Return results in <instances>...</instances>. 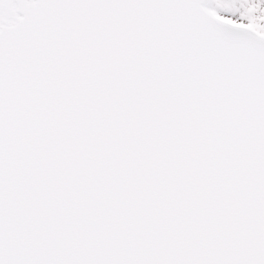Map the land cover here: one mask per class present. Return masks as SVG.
I'll list each match as a JSON object with an SVG mask.
<instances>
[{
  "label": "snow or ice",
  "instance_id": "6c2138e0",
  "mask_svg": "<svg viewBox=\"0 0 264 264\" xmlns=\"http://www.w3.org/2000/svg\"><path fill=\"white\" fill-rule=\"evenodd\" d=\"M0 264H264V0H0Z\"/></svg>",
  "mask_w": 264,
  "mask_h": 264
}]
</instances>
